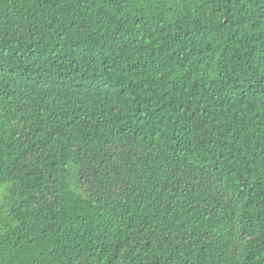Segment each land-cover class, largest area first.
I'll list each match as a JSON object with an SVG mask.
<instances>
[{"label": "trees", "instance_id": "obj_1", "mask_svg": "<svg viewBox=\"0 0 264 264\" xmlns=\"http://www.w3.org/2000/svg\"><path fill=\"white\" fill-rule=\"evenodd\" d=\"M0 264H264V0H0Z\"/></svg>", "mask_w": 264, "mask_h": 264}]
</instances>
